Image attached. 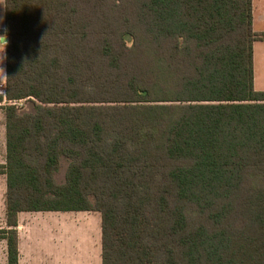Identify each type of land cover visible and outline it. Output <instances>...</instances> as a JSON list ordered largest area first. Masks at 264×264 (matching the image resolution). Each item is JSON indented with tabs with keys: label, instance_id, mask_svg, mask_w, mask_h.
Instances as JSON below:
<instances>
[{
	"label": "trees",
	"instance_id": "1",
	"mask_svg": "<svg viewBox=\"0 0 264 264\" xmlns=\"http://www.w3.org/2000/svg\"><path fill=\"white\" fill-rule=\"evenodd\" d=\"M4 11L8 264L18 215L37 212H98L102 264H264L252 0H5Z\"/></svg>",
	"mask_w": 264,
	"mask_h": 264
},
{
	"label": "crops",
	"instance_id": "2",
	"mask_svg": "<svg viewBox=\"0 0 264 264\" xmlns=\"http://www.w3.org/2000/svg\"><path fill=\"white\" fill-rule=\"evenodd\" d=\"M252 2L253 30L264 35V0H252ZM253 69L254 85L257 79L256 73L259 72L264 86V40L256 41L253 44ZM4 83L5 81L2 84ZM0 94L4 95L2 89H0ZM2 111H0V231L9 229L6 223L5 206L7 178L1 172L2 166L6 163V127L5 116ZM26 214L28 213L18 215V227L16 229L18 234V264H73L69 245L55 237V234L59 235L61 229L28 225L30 218L26 217ZM0 264H8V242L3 238H0Z\"/></svg>",
	"mask_w": 264,
	"mask_h": 264
},
{
	"label": "rangeland",
	"instance_id": "3",
	"mask_svg": "<svg viewBox=\"0 0 264 264\" xmlns=\"http://www.w3.org/2000/svg\"><path fill=\"white\" fill-rule=\"evenodd\" d=\"M4 24V0H0V28L3 29ZM3 67L6 69L5 62ZM256 78L255 90L264 91L259 72L256 73ZM3 93L5 94L4 91ZM7 104L9 103L4 101L2 105ZM15 104L22 112L33 110V106L29 102H16ZM2 113L4 112L2 111ZM67 165V160L63 159L61 168L56 175L58 183L64 182ZM26 217L30 218L28 225L31 226L60 228L59 235L55 234V237L69 245V252L72 256L71 262L73 264H102L101 216L98 212H37L28 213Z\"/></svg>",
	"mask_w": 264,
	"mask_h": 264
},
{
	"label": "clouds",
	"instance_id": "4",
	"mask_svg": "<svg viewBox=\"0 0 264 264\" xmlns=\"http://www.w3.org/2000/svg\"><path fill=\"white\" fill-rule=\"evenodd\" d=\"M8 46V37L5 33L4 35H0V84H2L5 80L9 79L7 73L3 67V64L7 58L6 50Z\"/></svg>",
	"mask_w": 264,
	"mask_h": 264
},
{
	"label": "built area",
	"instance_id": "5",
	"mask_svg": "<svg viewBox=\"0 0 264 264\" xmlns=\"http://www.w3.org/2000/svg\"><path fill=\"white\" fill-rule=\"evenodd\" d=\"M0 88L2 89V91L5 92V89H4V84L0 85ZM4 89V90H3Z\"/></svg>",
	"mask_w": 264,
	"mask_h": 264
},
{
	"label": "water",
	"instance_id": "6",
	"mask_svg": "<svg viewBox=\"0 0 264 264\" xmlns=\"http://www.w3.org/2000/svg\"><path fill=\"white\" fill-rule=\"evenodd\" d=\"M8 41H9V39H8Z\"/></svg>",
	"mask_w": 264,
	"mask_h": 264
}]
</instances>
